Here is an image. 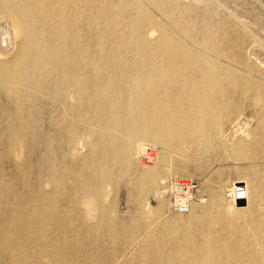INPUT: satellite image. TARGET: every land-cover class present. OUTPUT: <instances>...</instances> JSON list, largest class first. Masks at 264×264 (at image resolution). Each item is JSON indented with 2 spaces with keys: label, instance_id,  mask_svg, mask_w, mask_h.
Masks as SVG:
<instances>
[{
  "label": "rangeland",
  "instance_id": "1",
  "mask_svg": "<svg viewBox=\"0 0 264 264\" xmlns=\"http://www.w3.org/2000/svg\"><path fill=\"white\" fill-rule=\"evenodd\" d=\"M12 15L0 264H264V0H0ZM174 178L199 183L189 215Z\"/></svg>",
  "mask_w": 264,
  "mask_h": 264
},
{
  "label": "bare ground",
  "instance_id": "2",
  "mask_svg": "<svg viewBox=\"0 0 264 264\" xmlns=\"http://www.w3.org/2000/svg\"><path fill=\"white\" fill-rule=\"evenodd\" d=\"M0 34L2 36L5 34H9L8 39L11 40V48H8L7 45L6 46L2 45L3 42L7 41V37L6 38L1 37L2 40L0 39V61H1V63L4 61L3 60L4 58H7V54L10 51H12L13 53L17 52V55H16L17 57H15V62L12 63V61H4V64H8V65L5 66L6 68L4 69L2 76L6 79H9V78H13L17 75V72L19 70L18 65H16L17 60H18L17 58H18V56H20V54H22V52L25 50V46H26L25 41H22V39H23L22 38L23 28H22L21 20H19L14 15H12L10 17H3L2 16V18L0 19ZM34 61L36 64L38 60L36 59ZM144 149H145V145L141 149L140 157H142ZM140 160H141V158H140ZM143 169H151V168H144L143 167ZM238 184H240V183H234L232 185V188L229 190L230 200L233 203L234 208L239 209V210L240 209H242V210L247 209V207L249 206V198H250L249 188L247 185L244 187V186H238ZM241 199L245 200V202H246V204L244 206L239 205V201ZM199 202H201V201H199ZM193 205H192V207H193ZM191 211H192V208H191ZM189 214H186V215H189ZM180 215H183V214H180Z\"/></svg>",
  "mask_w": 264,
  "mask_h": 264
},
{
  "label": "built area",
  "instance_id": "3",
  "mask_svg": "<svg viewBox=\"0 0 264 264\" xmlns=\"http://www.w3.org/2000/svg\"><path fill=\"white\" fill-rule=\"evenodd\" d=\"M156 160V151L150 147L145 148L141 157V165L144 168H152ZM199 188V183L193 180L171 179L168 183L170 209L178 214H189L192 205L198 200Z\"/></svg>",
  "mask_w": 264,
  "mask_h": 264
},
{
  "label": "water",
  "instance_id": "4",
  "mask_svg": "<svg viewBox=\"0 0 264 264\" xmlns=\"http://www.w3.org/2000/svg\"><path fill=\"white\" fill-rule=\"evenodd\" d=\"M245 204H246L245 200L241 199V200L239 201V205H240V206H244Z\"/></svg>",
  "mask_w": 264,
  "mask_h": 264
}]
</instances>
